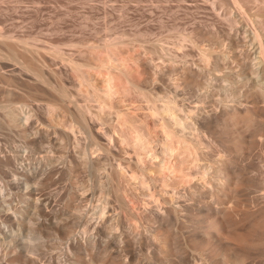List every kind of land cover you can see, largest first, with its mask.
I'll use <instances>...</instances> for the list:
<instances>
[{
	"label": "rangeland",
	"instance_id": "1",
	"mask_svg": "<svg viewBox=\"0 0 264 264\" xmlns=\"http://www.w3.org/2000/svg\"><path fill=\"white\" fill-rule=\"evenodd\" d=\"M231 16H234L233 21ZM260 20H264V0H244L236 5L229 0H0V233L3 234L0 235L3 239L0 240V262L3 261L0 264H123L125 256L128 257L126 261H130L124 264H212L205 255L184 242L192 225L190 214H214L217 209H234L239 215L253 211L264 215V142L251 145L248 152L251 157L246 160L249 166L243 171L245 178L242 182L246 185L243 184L235 198L220 197V200L209 195L189 198V194L183 192L177 193L180 194L178 197L171 191H161L160 186L152 193L157 196L154 195V199L152 190L143 187L137 180L139 178L132 179L131 168L124 169L125 165L130 166L128 159L133 161L134 154L129 141H123L124 137L119 135L123 129L128 130L120 125L121 117L118 116L125 114L146 131L155 124L161 106L175 105L176 100L181 101L180 97L193 106L204 105L208 110L236 103L228 95L232 86L222 80L228 73L232 77L239 71L245 76L250 73L249 68L255 62L252 59L259 55L252 30L254 27L259 30ZM262 38L264 41L263 34ZM202 44L213 58L210 63L201 62L199 49ZM262 47L264 51V43ZM222 51L226 53L224 57ZM228 53H231L230 57ZM68 57L74 59L73 66ZM113 58L117 63H113ZM76 60L88 66L84 65L80 70L74 68L78 63ZM102 63L108 64L107 69L116 65V69L110 71L112 76L114 72L119 73V79L114 75L112 81L116 84L112 82L115 84L112 89L118 88L121 92L106 95L107 77L112 76L102 68ZM184 63L188 66L185 67ZM92 64L98 65V69L90 67ZM118 67L122 68L121 72ZM222 69L224 73L220 74ZM189 70L198 74L190 76ZM253 81L244 80L238 87L242 95L240 100L254 112L255 96L250 91ZM243 96L244 100L241 99ZM257 99L260 105L264 104V94ZM48 105L58 110L49 113ZM151 159L166 164V167H159L161 170L157 173H152L158 185L165 178L171 184L184 179L181 171L187 169V158L184 162L182 159L165 162L148 156L146 164L142 163L144 169L156 167ZM212 198L217 199L218 204L213 203ZM202 199L205 204L196 203ZM35 202L38 204L33 211ZM154 207L160 208V213L167 217V235L163 233L161 222L153 219V212L157 209ZM102 210L107 213L100 214ZM10 217H16L21 224L9 227L12 231L8 233ZM119 232L124 233L119 236ZM16 234L20 235L19 238ZM140 244L143 247H138ZM257 252L247 264H264V248ZM199 255L204 257L203 262ZM24 257L34 259V263H28Z\"/></svg>",
	"mask_w": 264,
	"mask_h": 264
},
{
	"label": "bare ground",
	"instance_id": "2",
	"mask_svg": "<svg viewBox=\"0 0 264 264\" xmlns=\"http://www.w3.org/2000/svg\"><path fill=\"white\" fill-rule=\"evenodd\" d=\"M224 1V0H223ZM232 3L236 4H240L241 1L244 0H229ZM226 4V3H225ZM241 7V6H239ZM242 9V8H241ZM224 11V10H223ZM235 11V10H234ZM244 12V11H243ZM245 15V14H244ZM230 17V16H229ZM234 17V16H233ZM233 17L231 16V19L233 21ZM224 19V17H222ZM235 19V18H234ZM229 20V19H227ZM230 21V20H229ZM249 21V20H248ZM237 22V21H236ZM235 22V23H236ZM230 23V22H229ZM250 25V23L248 24ZM238 26V25H237ZM251 26V25H250ZM253 26V25H252ZM247 27V26H246ZM236 28V27H234ZM239 28V27H238ZM248 28V27H247ZM255 30L253 28L252 30V37L254 39V41L257 44L258 50L257 52L259 53V55L256 57V59L254 60V58L251 59L255 62H253V67L249 70L250 73L247 74L246 76L244 75V73L242 72H237V74L235 73V76H231L228 75L223 78L222 81H224V83L229 84L230 86H232V90L231 92L228 93L229 97L232 98V100L236 101V103H232V104H223L222 107H219L220 109H206L204 107V105L200 106L199 102L198 105L199 106H193V104L191 105V102H185L183 99H181V97L179 98L181 101H179V103L177 104V102L175 101V105L173 104H166L164 106H161V109L159 111H157V115H156V120L154 121L155 124L150 125L148 127V129L145 131L140 125H136L135 121L134 123L129 119V117L125 116H118L120 119V125L122 127L126 126L127 128V132L122 131V134L119 133V135H121V137L123 138V141H129L128 144L131 146V148H133V154L134 156H132L133 161L130 159L129 162H131L130 166L129 165H125L126 168L123 167V165H121L120 167H123L124 169L127 170V167L131 168V172H132V176L130 175V177H132V179L134 180L136 177L139 178L137 180L140 184H142L143 187H146V189H150L151 191V196L153 197L154 195H152V193H154V189L157 187L161 186V191H167V192H172L173 195L180 192H183V194L187 193V195L189 194V198L190 196L194 197H203L206 195L212 196V197H216L219 198L220 197H233L235 198V196L237 195V193L239 192L240 189H242L243 183L242 180L245 178L243 175V171L246 170V168H248V162H246V160L251 157H249V150L251 148V145H254L255 143H262V141L264 142V104L260 105L258 103V99L257 97L261 96L262 94H264V51H263V47H262V43H264L263 40H261L262 38V34L264 35V20H260V28L259 30L256 29V27H254ZM246 29V28H245ZM249 29V28H248ZM248 29H246L248 31ZM234 32V30H233ZM249 32V31H248ZM185 33V32H184ZM189 34V33H188ZM187 34V35H188ZM192 34V33H191ZM183 35V34H182ZM186 35V33L184 34V36ZM189 36V35H188ZM192 36V35H191ZM190 36V37H191ZM248 37V36H247ZM193 38V37H191ZM184 39H186L187 41V37L185 36ZM189 39V38H188ZM194 39V38H193ZM191 39L193 41V44H195L194 40ZM246 39V38H245ZM263 39V38H262ZM183 41V40H182ZM186 41H183L184 43ZM189 41V40H188ZM196 41V40H195ZM182 42V43H183ZM198 42V41H197ZM183 43V44H184ZM110 45L108 46L109 49L111 48V42L109 43ZM197 44V43H196ZM115 45V43H114ZM198 45V44H197ZM179 46V45H178ZM200 46V44H199ZM198 46V47H199ZM246 46V45H245ZM256 46V45H255ZM205 47V48H204ZM183 48V46H182ZM180 48V49H182ZM204 48V49H203ZM184 49V48H183ZM206 46L202 44V49L200 51V55H201V62L203 61V64L205 63L204 61H206V63H210L211 59V54L209 56V53L206 51L208 50V48L206 49ZM212 49V48H211ZM213 51V50H212ZM210 51V52H212ZM251 51V50H250ZM112 52V51H111ZM215 52V50H214ZM229 52V51H228ZM237 52V51H235ZM255 52V51H254ZM114 53V52H113ZM213 53V52H212ZM218 53V52H215ZM215 53H213L215 55ZM220 53V52H219ZM218 53V54H219ZM223 55L222 57L225 56V51H222ZM229 54L228 53V57ZM243 54V53H242ZM110 55V53H109ZM199 55V53H198ZM220 55V54H219ZM238 55V54H237ZM256 55V52H255ZM112 56V55H111ZM248 56V54H247ZM110 58V56H108ZM113 57V56H112ZM182 57V56H181ZM184 57V56H183ZM210 57V58H209ZM213 57V56H212ZM218 57V56H217ZM220 57V56H219ZM244 57V56H243ZM75 58V57H74ZM107 58V59H109ZM209 58V59H208ZM248 58V57H247ZM105 59V58H104ZM118 59V58H117ZM183 59V58H182ZM224 59V58H223ZM69 62L71 63L72 61V66H73V62L74 59L71 60V58L68 57ZM116 60V59H115ZM114 58H113V63H117L115 62ZM209 62H208V61ZM226 60V59H225ZM228 60V58H227ZM240 60V59H239ZM248 59H246L247 61ZM106 61V60H104ZM109 61V60H108ZM120 61V60H119ZM188 61V60H185ZM195 61V59H194ZM229 61V60H228ZM233 62L235 60H232ZM76 62H78L76 60ZM75 62V63H76ZM103 62V61H102ZM222 62V61H221ZM248 62V61H247ZM252 61H250L249 63H251ZM68 63V64H70ZM91 64V62H88V64ZM104 63V62H103ZM102 63V65H104ZM111 62H109L110 64ZM189 63V61H188ZM205 63V64H206ZM215 63V62H214ZM227 63V62H226ZM236 63V62H235ZM243 63V62H241ZM107 64V63H106ZM102 66V68H106L108 67L107 65ZM180 64V63H179ZM196 64V63H194ZM199 64V62H198ZM213 64V63H211ZM225 64V63H224ZM223 64V65H224ZM244 64V63H243ZM242 64V65H243ZM248 64V63H247ZM76 65V66H75ZM74 65V68L77 69H81L84 67V65H86V63H81L78 62ZM183 65H186L185 63ZM192 65V64H191ZM214 65V64H213ZM216 65V64H215ZM226 65V64H225ZM238 65V64H237ZM245 65V64H244ZM249 65V64H248ZM258 67H257V66ZM83 66V67H82ZM88 66V65H86ZM92 66H96L95 64L90 65V67ZM98 66V65H97ZM96 66V67H97ZM111 66V65H109ZM188 64L185 66L187 67ZM196 66V65H195ZM198 66V65H197ZM201 66V65H199ZM211 66V65H210ZM219 66V65H218ZM234 66V65H233ZM240 66V65H239ZM100 67V66H99ZM116 67V65H112L113 69ZM182 68L183 69L185 68ZM192 67V66H191ZM208 67V66H207ZM228 67V66H227ZM226 67V69H227ZM237 67V66H236ZM244 67V66H243ZM94 68V67H92ZM101 68V67H100ZM112 68H106V70L108 71L107 74L111 75V71L113 70ZM120 70V72L122 71V68L118 67ZM117 68V69H118ZM201 68V67H200ZM204 68V67H203ZM210 68V67H208ZM224 68V67H223ZM248 68V67H247ZM95 69V68H94ZM98 69V67H97ZM193 69V68H191ZM215 69V68H214ZM111 70V71H110ZM199 70V69H198ZM202 70V68H201ZM205 70V68H204ZM209 70V69H208ZM224 69L221 70L220 74L223 72ZM230 70V69H228ZM232 70H234L232 68ZM246 70V69H245ZM110 71V72H109ZM206 71V70H205ZM210 71V70H209ZM220 71V70H219ZM226 71V70H225ZM114 72V71H113ZM185 72V71H184ZM203 72V70H202ZM218 72V71H216ZM204 73V72H203ZM224 73V72H223ZM246 73V72H245ZM105 73V76L107 77V75ZM125 74V73H124ZM128 74V72L126 73V75ZM184 74V73H183ZM198 73L196 71L193 70H189V75L190 76H195ZM233 74V73H232ZM109 75V76H110ZM119 75V73L117 74L116 72H114L113 76ZM122 75V73H121ZM203 75V74H202ZM43 76V75H42ZM112 76V75H111ZM107 77V82L105 85L108 84V88L106 87V95H110V94H114L115 91L121 92L120 89L118 90V88H115V90H113L112 88L115 87V82L112 81L114 77ZM129 76V75H127ZM216 77V76H215ZM214 77V78H215ZM219 77V76H218ZM223 77V76H222ZM211 77H209L210 79ZM213 78V77H212ZM41 79H43L41 77ZM119 79V78H117ZM117 79H115L117 81ZM248 79H252L254 80L253 85L251 86L252 89L250 90L251 93L255 96V100H254V112L253 110H251L249 105H245L244 102H242L240 100V91H239V87L241 86L240 83L242 81L245 80V82ZM172 80V79H170ZM189 79H187L186 82H188ZM202 80V77H201ZM200 80V81H201ZM208 80V79H207ZM214 80V79H213ZM217 80V79H216ZM219 80V78H218ZM106 79H104V83H105ZM205 81V80H204ZM115 83L113 85V83ZM119 82V81H117ZM182 82V81H181ZM250 82V80H249ZM248 82V83H249ZM211 83V82H210ZM215 84V82H213ZM218 83V82H217ZM222 83V82H221ZM112 84V85H111ZM119 84V83H118ZM117 84V85H118ZM195 84V83H194ZM245 84V83H244ZM251 84V83H249ZM208 85V84H206ZM217 85V84H216ZM119 86V85H118ZM185 86V85H184ZM212 85H210L211 87ZM250 86V85H249ZM179 88V87H178ZM184 88V87H183ZM207 88V87H206ZM117 89V90H116ZM198 89V88H197ZM200 89V87H199ZM212 89H214L212 87ZM211 89V90H212ZM242 89V88H241ZM104 90V91H105ZM183 90V89H182ZM202 90V89H201ZM248 90V88H247ZM199 91V90H198ZM204 91V90H203ZM242 91V90H241ZM103 92V91H102ZM210 92V90H209ZM212 92V91H211ZM216 92V91H215ZM243 92V91H242ZM105 93V92H104ZM182 93V92H181ZM184 93V92H183ZM201 93V91H200ZM206 92V96H207ZM249 93V92H247ZM116 94V93H115ZM114 94V95H115ZM186 94V92H185ZM210 94V93H209ZM213 94V93H211ZM243 94V93H242ZM104 95V94H102ZM105 95V96H106ZM244 95V94H243ZM101 96V95H100ZM113 96V95H112ZM179 96V94H178ZM199 96V95H198ZM197 96V97H198ZM205 96V97H206ZM214 96V95H213ZM212 96V97H213ZM108 98V96H106ZM111 97V96H109ZM187 97V96H186ZM200 97V96H199ZM247 97V96H245ZM101 98V97H100ZM183 98L186 100V98L183 96ZM204 97H202V101H205V99H203ZM228 98V97H227ZM226 98V99H227ZM230 98V99H231ZM105 99V98H104ZM110 99V98H108ZM113 99V98H112ZM188 99V98H187ZM208 99V98H207ZM214 99V98H213ZM212 99V100H213ZM225 99V102H226ZM241 99H245L244 96ZM248 99V98H247ZM107 99H105V102ZM196 100V99H195ZM200 100V99H199ZM210 100V99H209ZM216 100V99H215ZM228 100V99H227ZM104 101V100H103ZM201 101V102H202ZM224 101V100H222ZM231 101V100H230ZM250 101V100H249ZM248 101V102H249ZM207 102V101H206ZM221 102V101H220ZM260 102V101H259ZM246 103V102H245ZM102 104V103H101ZM203 104V103H202ZM214 104V103H213ZM52 105V104H50ZM48 105V107L50 106ZM104 104H102L103 106ZM212 105V104H211ZM252 105V104H251ZM101 106V108H102ZM104 107V106H103ZM214 107V106H213ZM216 107V104H215ZM58 108V107H56ZM55 109V106H50V108H48L49 113H54L52 112ZM103 109V108H102ZM58 110V109H56ZM56 110H54L56 112ZM14 113V112H12ZM11 113V114H12ZM28 113V112H27ZM54 115V114H53ZM51 115V116H53ZM123 115V114H122ZM15 116V115H14ZM32 118V117H31ZM20 121V120H18ZM24 121V120H21ZM153 122V123H154ZM26 123V122H25ZM27 125V124H26ZM124 125V126H123ZM41 126V125H40ZM94 126V125H93ZM43 127V126H42ZM49 127V126H48ZM92 127V125H91ZM50 128V127H49ZM41 130V128L39 129ZM47 130V129H46ZM45 130V131H46ZM49 130V129H48ZM44 131V132H45ZM116 131V130H115ZM57 132V131H56ZM43 133V132H42ZM114 133V132H113ZM45 134V133H44ZM47 134V133H46ZM45 134V135H46ZM42 135V134H41ZM40 135V136H41ZM44 135V136H45ZM48 136V135H47ZM42 137V136H41ZM40 137V138H41ZM49 137V136H48ZM47 137V139H48ZM114 137V136H113ZM32 138V137H31ZM39 138V137H38ZM39 138V139H40ZM126 139V140H125ZM43 139H40V141ZM119 140V139H118ZM157 143V146L155 145ZM155 143V144H154ZM262 146V145H261ZM261 148V147H260ZM257 151V150H256ZM251 152V151H250ZM254 152V151H253ZM263 152V151H262ZM252 153V152H251ZM14 154V152H13ZM255 154V153H254ZM6 155H4L5 157ZM10 156V155H8ZM148 156H152L153 159H161V160H165V162L167 161H174L179 159L180 157V161L182 159V161L184 162L185 158V164H187V169L186 170H182L181 172H183V177L184 179L180 182H177L176 184H171L169 183V180L167 178L164 179L163 183H161L160 185L157 184V178L153 177L154 175L152 173H157V171L161 170L159 169V167L164 166L166 167V164L164 163V165L162 164H158L157 162L155 163V161H153L151 159V163L155 164V168H148V169H144L143 168V164L146 162V158H148ZM185 158H183V157ZM253 157V155H252ZM131 158V157H130ZM15 159V157H14ZM262 159V158H261ZM24 160V159H23ZM167 160V161H166ZM17 161V159H16ZM262 161V160H261ZM264 161V160H263ZM67 162V161H66ZM128 162V161H126ZM150 162V161H149ZM182 162V164H183ZM17 163V162H16ZM19 163V162H18ZM52 163V162H51ZM163 163V162H162ZM33 164V163H32ZM60 164V163H59ZM122 164V163H120ZM119 164V165H120ZM142 164V166H141ZM146 164V163H145ZM181 164V163H180ZM17 165V164H16ZM22 165V164H21ZM29 165V164H28ZM184 165V164H183ZM19 166V165H18ZM50 166V165H49ZM168 166V164H167ZM171 166V165H170ZM262 166V165H261ZM7 167V166H6ZM25 167V165H24ZM173 167V166H171ZM185 167V166H183ZM10 168V167H9ZM170 168V167H169ZM179 168V167H178ZM12 168H10L9 170H11ZM14 169V168H13ZM25 169V168H24ZM23 169V170H24ZM121 169V168H120ZM164 169V168H162ZM175 168H173L172 170H174ZM183 169V168H181ZM22 170V169H21ZM123 170V169H122ZM165 170V169H164ZM171 170V169H170ZM177 170V169H176ZM29 171V170H28ZM247 171V170H246ZM11 172V171H10ZM14 172V171H13ZM25 172V171H24ZM40 172V171H39ZM129 173V171H127ZM165 172V171H164ZM257 172V171H256ZM264 172V171H262ZM29 173V172H28ZM126 173V174H128ZM159 173V172H158ZM175 173V172H174ZM179 173V172H178ZM261 173V172H260ZM259 173V174H260ZM50 174V172H49ZM180 174V173H179ZM253 174V173H252ZM258 174V175H259ZM153 175V176H152ZM164 175V174H163ZM255 175V174H254ZM13 176V174H12ZM16 176V175H15ZM14 176V177H15ZM19 176V175H18ZM21 176V175H20ZM48 176V175H47ZM17 177V176H16ZM50 177V176H49ZM162 177V176H161ZM167 177V175H166ZM263 177V176H262ZM258 178V177H257ZM256 178V179H257ZM260 178V177H259ZM28 179V178H27ZM131 179V178H130ZM194 179H197V181H194ZM251 179V178H250ZM17 180V179H16ZM25 180V178H24ZM12 181V180H11ZM10 181V182H11ZM15 181V180H14ZM46 181V180H45ZM23 182V181H22ZM26 182V181H25ZM8 183V182H7ZM29 183V182H28ZM44 184V182H42ZM41 183V184H42ZM47 183V182H46ZM9 184V183H8ZM18 184V183H17ZM32 184V183H31ZM139 185V184H138ZM246 185V184H244ZM4 186V185H3ZM36 186V185H34ZM140 186V185H139ZM141 186V187H142ZM26 187V185H25ZM27 188V187H26ZM171 190H169V189ZM11 189V188H10ZM249 189V188H248ZM254 189V188H253ZM257 189V188H256ZM256 189L254 191H256ZM159 190V189H158ZM13 191V190H12ZM16 192V190L14 191ZM13 192V193H14ZM35 192V191H34ZM149 192V190H148ZM259 192V191H258ZM256 192V193H258ZM19 193V192H17ZM25 193V192H24ZM40 193V192H38ZM162 193V192H161ZM164 193V192H163ZM249 193V192H248ZM20 194V193H19ZM28 193H26L27 195ZM53 194V193H52ZM150 194V193H149ZM17 195V194H16ZM37 195V194H36ZM172 195V194H171ZM170 195V196H171ZM180 194H177V196L179 197ZM182 195V194H181ZM242 195V194H241ZM240 195V197H241ZM254 195V194H253ZM257 195V194H255ZM4 196V195H3ZM18 196V195H17ZM16 196V197H17ZM38 196V195H37ZM41 196V195H39ZM54 195H52L53 197ZM56 196V195H55ZM54 196V198H55ZM185 196V195H184ZM252 196V195H251ZM20 197V196H19ZM18 197V198H19ZM27 197V196H25ZM29 197V194H28ZM27 197V198H28ZM35 197V196H34ZM33 197V198H34ZM83 197V196H82ZM120 197V196H119ZM154 197H157L156 195ZM153 197V198H154ZM182 197V196H181ZM191 197V198H192ZM15 198V197H14ZM31 198V197H30ZM49 198V197H48ZM57 198V196H56ZM60 198V197H59ZM76 198V197H75ZM186 198V197H185ZM237 198V197H236ZM13 199V198H12ZM26 199V198H25ZM44 199V197H43ZM52 199V198H51ZM152 199V198H151ZM155 199V198H154ZM158 199V198H156ZM171 199L174 200V198ZM180 199V198H179ZM184 199V198H183ZM182 199V200H183ZM188 199V198H187ZM213 199V198H212ZM252 199V198H251ZM263 199V198H262ZM14 200V199H13ZM18 200V199H17ZM23 200V199H22ZM31 200V199H30ZM29 200V202H30ZM33 200V199H32ZM36 200V199H34ZM42 200V198H41ZM40 200V201H41ZM170 200V198H169ZM215 200V198L213 199ZM212 200V202H213ZM221 200V199H220ZM234 200V199H233ZM232 200V201H233ZM21 201L20 198L18 200V202ZM27 201V200H26ZM56 201V200H55ZM76 201V200H75ZM155 201V200H154ZM175 201V200H174ZM180 201V200H179ZM190 201V200H189ZM207 201V199H206ZM217 201V199L213 202L215 203ZM229 201V200H228ZM10 202V201H9ZM25 202V201H24ZM28 202V203H29ZM34 202V201H33ZM43 202V201H42ZM66 202V201H65ZM159 202V199L156 201V203ZM193 202V201H192ZM221 202V201H220ZM227 202V201H226ZM22 203V202H21ZM20 203V204H21ZM27 203V202H26ZM25 203V206H26ZM127 203V202H125ZM180 203V202H177ZM176 203V205H177ZM189 203V202H188ZM196 203H204L205 201L202 199ZM217 203V202H216ZM11 204V203H10ZM16 204V203H15ZM24 204V203H23ZM32 204V203H31ZM38 204V202L34 203V209H36V205ZM58 204V203H56ZM70 204V203H69ZM77 204V203H76ZM80 204V203H79ZM108 204V203H107ZM158 204V203H157ZM161 204V203H160ZM175 204V203H174ZM183 204V203H182ZM180 204V207L181 205ZM186 204V203H185ZM218 204V203H217ZM222 204V203H220ZM260 204V203H259ZM6 205V204H5ZM14 205V203H13ZM30 205V204H28ZM47 205V204H45ZM49 205V204H48ZM52 205V203H51ZM167 205V204H166ZM165 205V206H166ZM171 205V204H170ZM168 204V206H170ZM201 205V204H200ZM209 205V204H208ZM225 205V204H224ZM224 205H222L224 207ZM18 206V205H17ZM16 206V207H17ZM61 206V205H60ZM83 206V205H82ZM108 206V205H107ZM162 206V205H161ZM186 206V205H185ZM217 206V205H216ZM28 207V206H27ZM26 207V208H27ZM33 207V206H32ZM40 207V206H39ZM63 207V206H62ZM93 207V206H92ZM100 207V205H99ZM104 207V209H107L105 206H102V208ZM114 207V206H113ZM167 207V206H166ZM175 208V206H172ZM178 207V206H177ZM222 207V208H223ZM228 206H226L225 208H227ZM259 207V206H258ZM13 208V207H12ZM15 208V207H14ZM22 208V206H21ZM42 209V207H40ZM44 208H46L44 206ZM52 208V207H51ZM64 208V207H63ZM67 208V207H66ZM156 209V211H154V216L153 219L160 221L161 225H162V229H163V233L167 235V230L165 229V222H166V215L165 213H160L161 211L160 208L158 210V207H154V209ZM179 208V207H178ZM183 208V206H182ZM188 208V207H187ZM219 208V206H218ZM17 209V208H16ZM59 209V208H58ZM93 209V208H92ZM118 209V208H117ZM209 209V208H208ZM229 209V208H228ZM13 210V209H12ZM26 210V209H25ZM32 210V208H31ZM47 210V208H46ZM50 210V209H48ZM47 210V211H48ZM64 209H62L63 212ZM101 210V208H100ZM109 210V209H108ZM153 210V208H152ZM173 211V209H171ZM225 210V209H224ZM223 209H217V213L211 214V213H204L202 215L200 214H196L195 212L192 214H190L191 218H192V225L189 229L188 235L187 237L184 239H186L184 242H186L188 247L193 248L194 250H197L198 252L202 253L203 255H205V257H207L212 264H247L248 261L250 259H252L258 252V250H260L261 248H264V215L260 214L259 212H244V214L239 215L237 213L236 210L232 209V210H227L224 211ZM10 211V210H9ZM14 211V210H13ZM28 211V209L26 210ZM107 211V210H106ZM105 210H102V212H100V214H104L107 213ZM178 211V210H177ZM175 211V212H177ZM194 211V210H193ZM261 211V210H260ZM264 211V210H263ZM16 212V211H14ZM56 212V211H55ZM61 212V213H62ZM95 212V211H94ZM104 212V213H103ZM109 212V211H108ZM166 212V209L165 211ZM10 213V212H9ZM32 213V211H31ZM36 213V211L34 212ZM58 213V212H57ZM60 213V211H59ZM20 214V212H19ZM24 214V213H23ZM22 214V215H23ZM26 214V213H25ZM29 214V213H28ZM33 214V213H32ZM80 214V213H79ZM30 215V214H29ZM39 215V214H38ZM66 215V214H63ZM62 215V216H63ZM68 215V214H67ZM99 215V213H98ZM111 215V214H110ZM24 216V215H23ZM32 216V215H30ZM35 216V215H34ZM40 217L42 215H39ZM177 216V213H176ZM38 217V219L40 218ZM104 217V216H103ZM179 218V216H177ZM176 217V218H177ZM1 218V217H0ZM37 218V217H36ZM43 218V217H41ZM47 218V217H46ZM56 218V215H55ZM54 218V219H55ZM66 218V217H65ZM28 220V217L26 218ZM60 220V217L58 218ZM104 219V218H103ZM57 220V219H56ZM58 220V221H59ZM82 220V219H81ZM101 220V219H100ZM189 220V219H188ZM187 220V221H188ZM3 221V220H2ZM64 221V220H63ZM70 221V220H69ZM171 221V220H170ZM175 221V220H174ZM178 221V220H177ZM9 224H8V233H10L12 231L9 230V227L14 228L16 225H20L21 221L19 219H17L16 217H10L8 220ZM42 222V221H41ZM48 222L49 218H48ZM47 222V223H48ZM68 222V221H67ZM173 222V221H171ZM170 222V223H171ZM176 222V221H175ZM1 223V222H0ZM29 223V222H28ZM45 223V222H44ZM51 223V222H50ZM55 223V222H54ZM66 223V222H64ZM114 223V222H113ZM122 223V222H121ZM167 223V222H166ZM178 223H180L178 221ZM3 224V223H2ZM1 224V225H2ZM43 224V223H42ZM42 224L40 223V225L42 226ZM46 224V223H45ZM59 224V223H57ZM120 224V223H119ZM188 224V223H187ZM190 224V223H189ZM34 225V224H33ZM168 225V224H167ZM51 226V225H50ZM23 227V226H22ZM31 227V226H30ZM44 227V226H43ZM47 227V226H46ZM63 227V225H62ZM168 227V226H167ZM172 227V226H170ZM178 227V225H177ZM174 226V228H177ZM4 228H6V225L4 226ZM27 228V227H26ZM173 228V227H172ZM173 228V229H174ZM16 229V228H15ZM21 229V227H20ZM48 228H46L47 230ZM80 229V228H79ZM18 230V229H17ZM49 230V229H48ZM125 230V229H123ZM160 230V229H159ZM178 230V229H176ZM1 231H4L3 228H1ZM10 231V232H9ZM121 231V230H119ZM131 231V230H129ZM185 231V230H184ZM183 231V232H184ZM118 232V231H117ZM133 232V231H132ZM151 232V231H150ZM162 232V231H161ZM170 232V231H169ZM179 232V231H178ZM182 232V234L184 235V233ZM15 233V232H14ZM13 233V234H14ZM33 233V232H32ZM55 233V230H54ZM121 233V232H119ZM124 232H122L121 234H119V236H121ZM12 234V233H11ZM21 234V233H20ZM22 234H24V232H22ZM41 234V233H39ZM59 234V233H58ZM130 234V233H129ZM134 235V233H131ZM155 233H152V235ZM175 234V233H174ZM1 235V233H0ZM3 235V234H2ZM1 235V236H2ZM30 235V234H29ZM35 235V234H34ZM127 235V233H126ZM150 235V234H149ZM159 235V234H158ZM0 236V237H1ZM6 236V235H5ZM10 236V235H9ZM12 236V235H11ZM16 236H19L18 234H16ZM27 236V235H26ZM163 236V234H162ZM172 236V235H171ZM170 236V237H171ZM178 236V235H177ZM176 236V237H177ZM185 236V235H184ZM13 237V236H12ZM24 237V236H23ZM37 237V236H36ZM42 237V236H41ZM116 237V236H115ZM133 237V236H132ZM179 237V236H178ZM8 238V237H7ZM14 238V237H13ZM44 238H46L44 236ZM120 238V237H119ZM124 238V236H123ZM152 238V237H151ZM159 238V237H158ZM161 238V237H160ZM159 238V239H160ZM6 238H4L5 241ZM10 239V238H9ZM24 239V238H23ZM47 239V238H46ZM75 239V238H74ZM78 238H76L75 241ZM136 239V238H135ZM134 239V240H135ZM154 239V237H153ZM157 239V236L156 238ZM163 239V238H161ZM160 239V240H161ZM1 241L3 239H0ZM11 240V239H10ZM38 240H41L40 238ZM116 240V239H115ZM122 240V238L120 239ZM128 240V239H127ZM139 240V239H138ZM165 240V239H164ZM163 240V241H164ZM114 241V240H113ZM156 241V240H155ZM157 241H159L157 239ZM180 241V240H179ZM46 242V240H45ZM50 242V241H48ZM72 242V241H71ZM91 242V241H90ZM119 242V241H118ZM122 242V241H121ZM136 242H138L136 240ZM161 242V241H160ZM167 242V241H166ZM169 242V241H168ZM5 243V242H4ZM116 243V242H115ZM125 243V240H124ZM134 243V241H133ZM139 243H141L139 241ZM165 243V242H163ZM183 243V242H182ZM81 244V243H80ZM86 244V242H85ZM96 244V243H95ZM118 244V243H117ZM126 244V243H125ZM130 244V243H129ZM144 244V243H143ZM47 245V244H46ZM87 245V244H86ZM85 245V246H86ZM137 245V243H136ZM160 245V244H159ZM163 245V244H162ZM161 245V246H162ZM166 245V244H164ZM3 246V245H2ZM123 246V244H122ZM126 246V245H125ZM141 244L138 246L140 247ZM11 247V246H10ZM16 247V246H14ZM143 247V246H141ZM28 248V247H27ZM26 248V249H27ZM87 248V247H86ZM89 248V247H88ZM122 248V247H120ZM190 248V249H191ZM14 250V248H12ZM44 249V248H43ZM49 249V248H48ZM139 249V248H138ZM167 249V246H166ZM171 249V248H170ZM177 249V248H176ZM180 249V248H179ZM185 249V248H183ZM19 250V249H18ZM39 250V248H38ZM88 250V249H86ZM118 250V249H117ZM164 251V249H162ZM186 250V249H185ZM9 251V250H8ZM7 251V252H8ZM44 251V250H43ZM114 251V249H113ZM121 250H119L120 252ZM126 251V250H124ZM159 251V250H158ZM180 251V250H179ZM196 251V252H197ZM15 252V250H14ZM21 252V251H20ZM31 252V251H30ZM115 252V251H114ZM173 252V251H170ZM177 252V251H176ZM186 251H184L185 253ZM194 252V251H193ZM6 253V252H5ZM17 253V252H16ZM48 253V252H46ZM122 253V252H121ZM120 253V254H121ZM125 253V252H124ZM174 253V252H173ZM182 253V252H181ZM187 253V252H186ZM63 254V253H62ZM139 254V253H138ZM170 254V253H169ZM195 254V252L193 253ZM30 255V254H29ZM47 255V254H46ZM129 255V254H127ZM183 255V254H182ZM197 255V254H196ZM49 256V254H48ZM153 256V254L151 255ZM179 256V255H177ZM4 257V255H3ZM6 257V256H5ZM118 257V256H117ZM126 259L128 258L127 256H125ZM130 257V255H129ZM150 257V256H149ZM148 257V260H149ZM165 257V254H164ZM199 257L201 258V256L199 255ZM7 258V257H6ZM4 258V259H6ZM26 258V257H24ZM35 258V257H34ZM50 258V257H49ZM116 258V257H114ZM153 258V257H152ZM174 258V257H173ZM204 258V257H202ZM201 258V260H202ZM206 258V259H207ZM47 259V258H46ZM93 259V258H92ZM125 262H129L128 260ZM194 259H197L196 257H194ZM39 260V259H38ZM118 260V259H117ZM155 259H153L154 261ZM205 260V259H204ZM1 261V258H0ZM28 263H34V259L32 258H26V260ZM46 261V260H44ZM147 261V260H146ZM192 261H193V255H192ZM251 261V260H250ZM3 262V261H2ZM0 262V263H2ZM116 262V261H115ZM121 262V261H120ZM124 262V263H125ZM157 262V261H155ZM184 262V261H183ZM199 261L195 262L198 263ZM203 262V260H202ZM208 262V261H206ZM210 262V263H211ZM123 263V264H124ZM145 263V262H144ZM154 263V262H153ZM158 263V262H157ZM205 263V262H204ZM203 263V264H204ZM251 263V262H250ZM7 264V263H6ZM92 264V263H91ZM116 264V263H115ZM130 264V263H129ZM149 264V262H148ZM164 264V263H163ZM193 264V262H192ZM199 264V263H198ZM202 264V263H201ZM206 264V263H205ZM209 264V263H208ZM253 264V263H252ZM256 264V262H255Z\"/></svg>",
	"mask_w": 264,
	"mask_h": 264
}]
</instances>
